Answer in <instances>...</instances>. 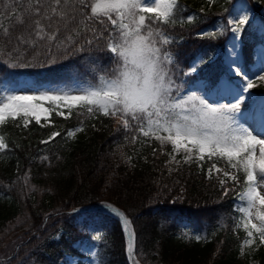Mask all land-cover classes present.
I'll list each match as a JSON object with an SVG mask.
<instances>
[{
	"label": "trees",
	"instance_id": "obj_1",
	"mask_svg": "<svg viewBox=\"0 0 264 264\" xmlns=\"http://www.w3.org/2000/svg\"><path fill=\"white\" fill-rule=\"evenodd\" d=\"M232 2L213 0L200 9L198 3L178 0L176 23L162 26L174 40L169 48L176 84L193 78L213 81L223 73L227 32L212 38L198 31L223 23ZM189 16L194 17L191 23ZM255 33L250 27L242 33L246 65L253 58ZM11 48L8 45L6 52ZM196 57L204 58L203 65L195 76L185 75ZM96 62L111 70V55L95 50L57 53L55 63L42 55L31 67H10L4 55L0 84L20 77L36 84L79 78L94 82ZM253 90L264 93V86ZM65 111L67 118L52 112L49 125L30 120L24 127L16 119L0 126L7 144L0 152V252L11 244L0 264H67V256L81 255L75 243L84 236L73 211L101 202L115 205L130 220L134 255L130 261L118 219L89 212L100 227L99 264H242L243 229L237 227L233 210L242 180L235 185L228 181L232 190L224 195L219 183L223 177L215 173L210 178L205 162L169 164V153L154 141L137 131V138H131L135 127L123 129L110 117L79 107L70 115ZM75 127L82 130L68 136ZM53 132L60 135L43 143ZM217 165L226 167L224 162ZM252 256L264 264V245Z\"/></svg>",
	"mask_w": 264,
	"mask_h": 264
},
{
	"label": "snow or ice",
	"instance_id": "obj_2",
	"mask_svg": "<svg viewBox=\"0 0 264 264\" xmlns=\"http://www.w3.org/2000/svg\"><path fill=\"white\" fill-rule=\"evenodd\" d=\"M179 10L178 0H0V56H8L10 67L35 66L42 55L55 63L57 53L86 50L107 52L112 58L111 70L94 63L96 80L87 86L39 94H0V125L18 117L23 118L24 127L30 118L39 124L42 116L48 120L53 111L67 118L63 108L69 115L76 107L93 115H118L124 129L135 127L143 137L159 141L161 147L170 144L173 160L175 153L183 151L184 163L214 161L209 177L213 170L223 177L219 183L224 195L232 190L228 181L235 185L242 180V190L237 193V199L244 202L237 207L242 214L240 223L248 237L255 232L264 243V131L254 134L250 125L239 119L243 115L264 129V103L243 112L246 94L255 85L238 66L232 70L246 84L236 88L234 102L213 104L195 92L180 95L183 88L173 79L174 55L167 47L174 40L162 27L174 25ZM193 20L187 17L189 23ZM248 21L247 14L229 19L228 30L238 35ZM201 35L215 38L216 33ZM8 45L12 48L6 52ZM197 68L198 64L193 65L185 75ZM258 79L264 80V76ZM45 102L51 107H45ZM74 134L72 130L67 133ZM59 135L53 132L42 142ZM6 148L0 135V152ZM217 162L226 167L217 168ZM128 223L124 218L125 226ZM252 242L244 240L245 244ZM128 252L130 256L133 253L131 244Z\"/></svg>",
	"mask_w": 264,
	"mask_h": 264
},
{
	"label": "rangeland",
	"instance_id": "obj_3",
	"mask_svg": "<svg viewBox=\"0 0 264 264\" xmlns=\"http://www.w3.org/2000/svg\"><path fill=\"white\" fill-rule=\"evenodd\" d=\"M184 1H189L191 3L192 2L198 3L200 9L205 7L206 4H210L211 2H213V0H184ZM253 1H255V4L254 2H250V0H233L231 8L229 9L225 21L223 23L217 22L211 27H208L199 33L201 35L202 33L219 34L220 31L227 32L226 33L227 37L223 43V49L221 53V61L222 64L225 65L224 73H226V75L224 74L225 76L223 75L219 76L215 84L211 87H206V85H208V82H204L203 80H196L194 78L189 81L183 82V84L177 83V85H180L183 88V91L180 93V95H186L188 93L195 92L198 95L206 98L210 103L213 104H228L234 102V98L238 94L236 92V88L238 86L242 87L244 84H246V81L243 79V77L235 75L234 71L232 70L237 66L243 71L244 74H246L248 78L253 80L255 85L254 87L258 85L264 86V80L258 79V76H264V44L262 43L264 42V0H253ZM242 14H247L249 17V21L246 25L243 26V30L250 27L253 28V30H256V34H257L255 38L256 46L254 51L253 62L250 64V66L245 65L243 63V58H242V47L240 44V39L242 38L243 30L238 35H234L230 30H228L231 26L227 25V21L229 19H233ZM167 47L169 48V46ZM201 58L203 57H198V58L196 57L191 60V62L188 65L189 70L187 71V73L190 72L191 67L193 65H197V64H198V68H197L198 71V69L204 63L203 61L201 62ZM173 69H174V73L176 74L177 73L176 68L174 67ZM197 71L189 75L194 76L197 73ZM175 74L173 76L174 79L176 78ZM88 84L89 83L82 81H75L72 83H63L57 85H50L47 83L33 84L28 78H20L17 82L3 83L0 86V94H4L6 92H12L16 94H39L40 92H44V91H51V92H59L61 90L69 91V90H74L78 87L87 86ZM246 95L248 96V99L246 101L247 104L242 105V110L245 113H247L254 107L258 108L262 103H264V94H256L253 92V90L250 89L249 93ZM45 107H51L49 102H45ZM110 119H112L115 124H118L119 127H123L122 121L118 115L116 117H110ZM239 119L241 120L242 123H246V125H250L251 130L254 132V134H260L261 131H264V129L262 130L260 127H256V124L252 123L251 121H246L243 115L239 116ZM8 120H6V122ZM21 120L22 123L24 124L23 118H21ZM40 124L49 125L51 124V121L49 118L48 120H45L42 116ZM76 129H79V127L71 128L69 130L74 131V133L76 134L77 132L75 131ZM135 133H136V129L133 132V134L132 133L129 134L132 139L135 136L134 135ZM161 134L163 135V133ZM145 139H147L148 141H154L158 146L161 147L160 142L156 141L153 137H148ZM161 149L162 152L164 153H172V146L170 144H165L163 147H161ZM174 155L176 157L175 160H173L172 156L168 154L167 163L175 164L177 161H183L182 157L185 156L186 154L183 151H181L179 153H175ZM205 161L206 163H208L207 166V170H208L211 167L213 161H209L207 159H205ZM192 162H196L199 164L202 163L197 161H192ZM217 168L219 167L217 166ZM214 172L215 170H213L212 173ZM243 203L244 202L238 200L236 197L234 209L237 213V221L242 227L243 225L242 223H240L242 214L237 211V207L239 205H243ZM100 205H105V204H100ZM92 211L94 210H92V208L88 206V207H82L80 210H76L73 212L74 215L76 216V220L81 230L84 233L83 234L84 236L80 241L75 243V246L78 247V250L81 253V255L67 256L66 257L67 264H99V260L97 256L99 239H97V236L94 234L96 224L93 220H91L90 215L88 214V212H92ZM124 228L129 232L130 235L129 240L126 238L127 256L129 258H132L133 253L130 256L128 252L129 244L132 245V249H133V243H134L133 231L130 222H129V226L128 225L124 226ZM245 231L247 233V230ZM245 239H251L253 242L251 244H245L244 243ZM263 244L264 243L260 242L257 233L253 232V237H248L246 235V237L241 242L242 264H257V260L252 256V253L260 245ZM10 247L11 244L8 243L7 248L4 251L0 252V262L6 257L8 251L10 250Z\"/></svg>",
	"mask_w": 264,
	"mask_h": 264
},
{
	"label": "water",
	"instance_id": "obj_4",
	"mask_svg": "<svg viewBox=\"0 0 264 264\" xmlns=\"http://www.w3.org/2000/svg\"><path fill=\"white\" fill-rule=\"evenodd\" d=\"M105 207H106V208H105ZM107 207H108V206H105V205H98L97 207H93V208H99V209H106V210H107ZM116 210H118V209L116 208ZM108 211H110V210H108ZM110 213L112 214V213H114V212L111 210Z\"/></svg>",
	"mask_w": 264,
	"mask_h": 264
},
{
	"label": "bare ground",
	"instance_id": "obj_5",
	"mask_svg": "<svg viewBox=\"0 0 264 264\" xmlns=\"http://www.w3.org/2000/svg\"><path fill=\"white\" fill-rule=\"evenodd\" d=\"M256 127H259L258 125H256ZM263 130V129H262ZM262 132V131H261ZM110 208V207H109ZM108 208V209H109ZM120 217V216H119ZM121 218V220H122V222H123V224H124V217H120ZM125 225V224H124Z\"/></svg>",
	"mask_w": 264,
	"mask_h": 264
}]
</instances>
